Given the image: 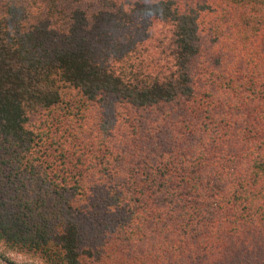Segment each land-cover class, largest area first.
<instances>
[{
    "label": "trees",
    "instance_id": "obj_1",
    "mask_svg": "<svg viewBox=\"0 0 264 264\" xmlns=\"http://www.w3.org/2000/svg\"><path fill=\"white\" fill-rule=\"evenodd\" d=\"M0 241L264 264V0H0Z\"/></svg>",
    "mask_w": 264,
    "mask_h": 264
},
{
    "label": "rangeland",
    "instance_id": "obj_2",
    "mask_svg": "<svg viewBox=\"0 0 264 264\" xmlns=\"http://www.w3.org/2000/svg\"><path fill=\"white\" fill-rule=\"evenodd\" d=\"M6 261L13 264H51L41 253L13 249L4 241H0V264Z\"/></svg>",
    "mask_w": 264,
    "mask_h": 264
}]
</instances>
